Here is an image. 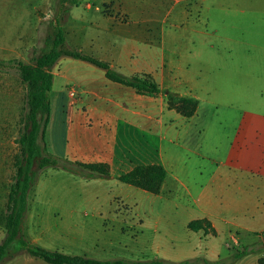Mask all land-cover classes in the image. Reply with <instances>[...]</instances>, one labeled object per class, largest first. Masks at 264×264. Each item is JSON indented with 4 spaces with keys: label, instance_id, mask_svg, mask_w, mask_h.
<instances>
[{
    "label": "crops",
    "instance_id": "crops-1",
    "mask_svg": "<svg viewBox=\"0 0 264 264\" xmlns=\"http://www.w3.org/2000/svg\"><path fill=\"white\" fill-rule=\"evenodd\" d=\"M109 1L100 0L102 6L95 7L86 4L85 13L73 14L75 50L109 63L127 77L151 75L162 93L138 95L109 81L103 70L75 59L73 86L79 89V101L71 106L69 99L51 100L48 153L109 165V177L71 174L73 182L116 187L118 192L106 193L107 201H129L140 194V189L121 183L120 176L137 166L160 165L166 178L157 196L173 203L191 198L194 203L183 208L194 213L185 226L207 220L218 234L256 232L257 221H264V95L254 93L264 91V68L258 66L264 54L238 52L230 39L211 35L200 23L186 25L189 11L184 7H166L157 18V3ZM177 1V6L183 3ZM238 42L235 47H255ZM168 92L197 100L196 114L185 118L170 109ZM213 104L238 107L240 114L202 117V109ZM225 124H234L227 149L218 146L210 155L201 154L206 133ZM47 169L43 173L58 170ZM251 264H259V258Z\"/></svg>",
    "mask_w": 264,
    "mask_h": 264
},
{
    "label": "rangeland",
    "instance_id": "rangeland-1",
    "mask_svg": "<svg viewBox=\"0 0 264 264\" xmlns=\"http://www.w3.org/2000/svg\"><path fill=\"white\" fill-rule=\"evenodd\" d=\"M140 1L146 5L157 3V18H162L166 7L176 6V10L184 7L185 11H189L186 25L200 23L211 35L215 33L230 39L238 52L264 54V0H208L207 3L181 0L183 3L180 6H177L181 3L177 0ZM112 2L106 0L105 4ZM86 4L102 6L100 0H77L73 6L61 5L60 0H0V59L34 63L50 50L48 37L54 35L59 26L64 30L66 46L75 50L73 14L76 11L85 13ZM66 8H69V13L59 25L57 20L61 19L62 10ZM238 41L251 42L255 47H235ZM74 60L63 57L52 69L55 83L51 100L67 101V92L73 87ZM259 61L261 65L258 66L264 68V55ZM260 92L255 91V96L264 95V91ZM213 98L211 91L209 99ZM235 108L238 107L213 104L203 108L201 116L234 118L240 114V109ZM25 114L26 87L16 74L0 73V243L5 237L6 204L10 187L15 181L14 164L19 155L17 140L24 130ZM233 125H216V132L206 133L199 149L201 154L210 155V150L218 146L225 151L232 137ZM50 171H41L31 189L23 223L24 236L38 246L101 261L165 260L195 264L207 261L251 264L256 258H259V264L264 261V221L261 219L257 221L256 232L253 233L218 234L207 220H197L202 221L203 229L195 232L189 224L196 220L185 226L194 213L183 210L184 207L194 206L191 198L173 203L163 196L139 190L140 194L132 196L129 201H107L106 193L118 192L116 187L101 182L77 183L73 182L71 174L61 169ZM245 250L248 251L246 256L235 259L239 251ZM3 264L45 263L21 253Z\"/></svg>",
    "mask_w": 264,
    "mask_h": 264
},
{
    "label": "trees",
    "instance_id": "trees-1",
    "mask_svg": "<svg viewBox=\"0 0 264 264\" xmlns=\"http://www.w3.org/2000/svg\"><path fill=\"white\" fill-rule=\"evenodd\" d=\"M76 3L77 0H60L61 5L70 4L73 6ZM68 13L69 8L62 10V17L57 20L59 25L66 20ZM48 41L51 43L50 50L39 56L32 64L16 59H0V73L16 74L26 87L24 130L17 140L19 155L15 159L16 176L10 187L6 204L5 237L0 243V264L21 253H27L45 264H195L190 261L172 263L165 260L101 261L86 256L49 250L30 242L24 236L23 223L28 211L29 193L38 181L41 171L47 168H58L85 179H93L96 175L110 176V167L107 164H85L71 161L67 158L51 156L47 151L46 133L52 111L51 92L54 84L52 69L57 62L63 57H69L92 64L103 70L109 81L132 88L138 95L157 97L162 93L159 84L151 75L138 74L127 77L114 70L107 62L77 50H70L66 46V37L61 26L58 27L54 35L48 37ZM167 99L169 108L185 118H191L197 112L198 101L195 99L177 96L170 92L167 93ZM165 178L166 171L162 166L141 165L118 179L124 184L158 195ZM201 222H191L189 228L198 232L203 229ZM247 254V250L239 251L235 259H240ZM220 262L207 261L205 264H220Z\"/></svg>",
    "mask_w": 264,
    "mask_h": 264
},
{
    "label": "built area",
    "instance_id": "built-area-1",
    "mask_svg": "<svg viewBox=\"0 0 264 264\" xmlns=\"http://www.w3.org/2000/svg\"><path fill=\"white\" fill-rule=\"evenodd\" d=\"M67 94L71 106L75 105L79 101V89L77 87L73 86L69 88Z\"/></svg>",
    "mask_w": 264,
    "mask_h": 264
},
{
    "label": "water",
    "instance_id": "water-1",
    "mask_svg": "<svg viewBox=\"0 0 264 264\" xmlns=\"http://www.w3.org/2000/svg\"><path fill=\"white\" fill-rule=\"evenodd\" d=\"M40 119V118H39Z\"/></svg>",
    "mask_w": 264,
    "mask_h": 264
}]
</instances>
